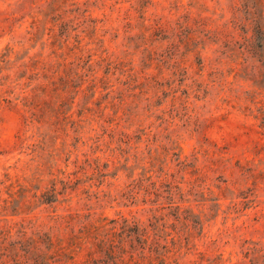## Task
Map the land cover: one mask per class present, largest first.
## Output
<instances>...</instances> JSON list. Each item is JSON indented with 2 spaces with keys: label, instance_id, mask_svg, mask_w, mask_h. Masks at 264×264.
I'll use <instances>...</instances> for the list:
<instances>
[{
  "label": "rangeland",
  "instance_id": "obj_1",
  "mask_svg": "<svg viewBox=\"0 0 264 264\" xmlns=\"http://www.w3.org/2000/svg\"><path fill=\"white\" fill-rule=\"evenodd\" d=\"M263 38L264 0H0V232L264 264Z\"/></svg>",
  "mask_w": 264,
  "mask_h": 264
},
{
  "label": "trees",
  "instance_id": "obj_2",
  "mask_svg": "<svg viewBox=\"0 0 264 264\" xmlns=\"http://www.w3.org/2000/svg\"><path fill=\"white\" fill-rule=\"evenodd\" d=\"M258 31V30H257ZM257 35V34H256ZM264 42V38H263ZM262 41L255 44L256 49H262ZM72 116H65V119L69 120ZM123 234H125V239L122 241L129 242L130 247L133 248L137 244L141 251L142 257L146 258L145 248L143 243L149 242V236L146 232H139L138 227L124 226ZM98 229H86L80 231V235H75L72 237V241L67 247L56 242L51 236L47 234H39L36 237H29L24 234L20 238L11 239V231L5 232L2 230L0 232V264H60L61 258H66V264H79L76 260L78 253L84 249L85 244H92L94 246L100 247L104 240H100ZM110 247L106 251L105 259H95L90 257L88 260L89 264H129L134 262V264H139L134 261L135 253L131 252L129 255V260L126 261L125 253L118 256L115 252L114 242L110 244ZM166 249V246L163 247ZM149 252L152 253L151 247Z\"/></svg>",
  "mask_w": 264,
  "mask_h": 264
}]
</instances>
